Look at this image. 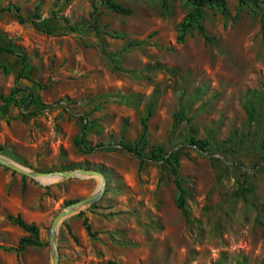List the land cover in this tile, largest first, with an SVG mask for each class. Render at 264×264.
<instances>
[{
	"label": "rangeland",
	"instance_id": "1",
	"mask_svg": "<svg viewBox=\"0 0 264 264\" xmlns=\"http://www.w3.org/2000/svg\"><path fill=\"white\" fill-rule=\"evenodd\" d=\"M114 1L132 12L105 0H0L40 15L37 26L0 12V44L27 58L0 51V105L15 88L35 98L30 110L0 111V155L106 179L100 199L61 222L60 264H264V0L205 7L186 26L189 0ZM83 132L93 151L77 147ZM160 146L176 152L189 217L171 166L153 157ZM100 183L46 182L0 163V264H53L55 217ZM9 214L37 224L45 245L17 253L26 232ZM85 217L95 236L82 235Z\"/></svg>",
	"mask_w": 264,
	"mask_h": 264
},
{
	"label": "trees",
	"instance_id": "2",
	"mask_svg": "<svg viewBox=\"0 0 264 264\" xmlns=\"http://www.w3.org/2000/svg\"><path fill=\"white\" fill-rule=\"evenodd\" d=\"M244 2L245 0H241ZM255 6L258 7V1L257 0H251ZM189 3L193 6V11L188 15L187 23H185L183 26L189 25L192 21H198V19L202 16L203 9L205 7H218L222 8L226 5L227 0H189ZM106 7L122 14H130L132 12V9L129 7L124 6L123 4L117 3L114 0H105ZM0 12H12L16 15L17 19L21 22L27 21L28 19L40 18L39 14H35L33 16H26L21 12V8L18 5L14 4H6L1 5L0 4ZM34 23H36L37 26H39V23L34 20ZM95 27V25H94ZM201 27V26H200ZM203 30V28L201 27ZM7 50L12 53L18 54L20 57H22L23 61H26L27 58L23 52H20L19 50L13 49V48H6L3 45L0 44V51ZM6 71L9 72V68L6 67ZM18 89H12L8 94H2L1 100L2 104L0 105V111L4 110L5 108L15 105L19 109L23 110H30L31 106L35 102V98L32 94V92L29 93L28 96H19L18 95ZM147 119L145 118L143 120L144 125V133L146 132L148 128ZM191 142L196 145L197 148L201 150H208L211 145L207 142V140L203 139H196L194 136L191 137ZM75 143L77 147L83 151V152H90L93 151L95 148L89 147L86 140L85 133H80L75 138ZM100 146V145H99ZM122 147L130 152H134L138 155H141L140 150L136 146H133L129 143L122 144ZM209 147V148H208ZM164 148L162 146L156 148L153 153L154 159H157L158 161H164L167 164L171 166L172 172L175 176V181L179 190V194L177 197V206L184 212L186 217H189V210L187 207V191L183 184L179 167H178V160L176 152H172L169 156H163ZM264 160V155L262 156ZM96 169V168H95ZM96 170H99L98 168ZM73 200H68L67 203L71 204ZM9 219L14 221L16 224H18L25 232L26 234L23 235L19 240V246H17L16 251L19 253L20 251L25 250L29 246H43L45 245V241L41 238L40 235V228L35 223H29L27 222L20 214L17 216L9 214ZM83 225L90 236H95L96 232L92 230V227L89 223V220L87 217L83 220ZM70 233H72V230L69 229ZM103 264H121L119 261H116L114 259H108Z\"/></svg>",
	"mask_w": 264,
	"mask_h": 264
},
{
	"label": "water",
	"instance_id": "3",
	"mask_svg": "<svg viewBox=\"0 0 264 264\" xmlns=\"http://www.w3.org/2000/svg\"><path fill=\"white\" fill-rule=\"evenodd\" d=\"M0 163L5 166H8L9 168L13 170H16L20 173L28 175L32 178L68 179V178H76V177L92 176V175H98L101 177V183L94 193L76 202H73L67 205L65 209H63L57 214V216L55 217L53 221V227L51 230L52 258H53V264H60L59 248L57 245L58 228L61 222L66 217L70 216L75 211L81 209L83 206L87 204H91L101 198V196L104 193L105 186H106V179L103 173L96 169H87V168L73 169V170H55V171H48V172L36 171V170L25 168L1 155H0Z\"/></svg>",
	"mask_w": 264,
	"mask_h": 264
},
{
	"label": "crops",
	"instance_id": "4",
	"mask_svg": "<svg viewBox=\"0 0 264 264\" xmlns=\"http://www.w3.org/2000/svg\"><path fill=\"white\" fill-rule=\"evenodd\" d=\"M75 223H76V221H75ZM69 226H72V222H70V221H69ZM81 233L84 237H87V238L90 237L89 233L87 232V230L85 228L81 230Z\"/></svg>",
	"mask_w": 264,
	"mask_h": 264
},
{
	"label": "bare ground",
	"instance_id": "5",
	"mask_svg": "<svg viewBox=\"0 0 264 264\" xmlns=\"http://www.w3.org/2000/svg\"><path fill=\"white\" fill-rule=\"evenodd\" d=\"M41 179H43L46 182H49V181H52V180H58L57 178H41Z\"/></svg>",
	"mask_w": 264,
	"mask_h": 264
}]
</instances>
